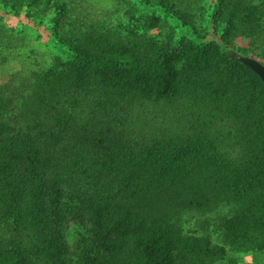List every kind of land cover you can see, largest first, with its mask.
I'll return each mask as SVG.
<instances>
[{
	"label": "trees",
	"instance_id": "trees-1",
	"mask_svg": "<svg viewBox=\"0 0 264 264\" xmlns=\"http://www.w3.org/2000/svg\"><path fill=\"white\" fill-rule=\"evenodd\" d=\"M242 55L264 63V0H0V264H264Z\"/></svg>",
	"mask_w": 264,
	"mask_h": 264
},
{
	"label": "rangeland",
	"instance_id": "rangeland-1",
	"mask_svg": "<svg viewBox=\"0 0 264 264\" xmlns=\"http://www.w3.org/2000/svg\"><path fill=\"white\" fill-rule=\"evenodd\" d=\"M11 21L9 22L13 26H17L18 22L15 18H11ZM175 26V23L173 24ZM164 27L169 28L172 27L169 23L165 24ZM236 44H239L240 46H245L246 42L242 39H238L236 41ZM7 74V72L2 73L0 72V76ZM192 213V212H191ZM195 213V212H194ZM193 213V214H194ZM193 214L190 215V217H186L184 221L185 222V227H189L190 230H195L199 233H210L215 241H218V234L219 230H216V224L214 222V218L210 217L209 214H201L199 212L195 213L194 216ZM202 222V223H201ZM200 223L204 225L203 227L200 226ZM231 257L235 260V263H231L228 261V259L224 260L222 263L218 264H255L254 258L252 257L251 254H244L242 252H232L230 253Z\"/></svg>",
	"mask_w": 264,
	"mask_h": 264
},
{
	"label": "water",
	"instance_id": "water-1",
	"mask_svg": "<svg viewBox=\"0 0 264 264\" xmlns=\"http://www.w3.org/2000/svg\"><path fill=\"white\" fill-rule=\"evenodd\" d=\"M238 58L242 63H244L246 66H248L255 73L258 74L264 86V63L255 57L247 56V55H242L239 56Z\"/></svg>",
	"mask_w": 264,
	"mask_h": 264
}]
</instances>
